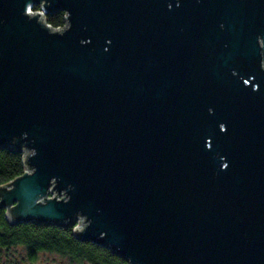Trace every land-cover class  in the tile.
<instances>
[{
	"label": "water",
	"instance_id": "water-1",
	"mask_svg": "<svg viewBox=\"0 0 264 264\" xmlns=\"http://www.w3.org/2000/svg\"><path fill=\"white\" fill-rule=\"evenodd\" d=\"M0 148L24 153L11 224L264 264V0H0Z\"/></svg>",
	"mask_w": 264,
	"mask_h": 264
},
{
	"label": "trees",
	"instance_id": "trees-1",
	"mask_svg": "<svg viewBox=\"0 0 264 264\" xmlns=\"http://www.w3.org/2000/svg\"><path fill=\"white\" fill-rule=\"evenodd\" d=\"M38 8L39 6H34V9ZM65 17V11H58L48 14L47 21L53 27L64 26L66 24ZM24 169L23 152L0 148V186L20 176ZM6 224L11 225L12 230L5 229L4 231L8 237L11 235V241L14 243H25L38 250L56 251L64 257L68 256L82 263L129 264L127 260L112 252L108 247L79 240L74 234L75 225L46 224L32 221L10 224L6 220L5 210H3L0 226Z\"/></svg>",
	"mask_w": 264,
	"mask_h": 264
},
{
	"label": "flooded vegetation",
	"instance_id": "flooded-vegetation-1",
	"mask_svg": "<svg viewBox=\"0 0 264 264\" xmlns=\"http://www.w3.org/2000/svg\"><path fill=\"white\" fill-rule=\"evenodd\" d=\"M3 210L6 220L11 224L3 207H0V220ZM3 220L6 223L5 219ZM5 229L12 230L11 225L0 226V264H89L68 256L64 257L56 251L38 250L25 243H14L11 241V235L9 238L5 233Z\"/></svg>",
	"mask_w": 264,
	"mask_h": 264
},
{
	"label": "built area",
	"instance_id": "built-area-1",
	"mask_svg": "<svg viewBox=\"0 0 264 264\" xmlns=\"http://www.w3.org/2000/svg\"><path fill=\"white\" fill-rule=\"evenodd\" d=\"M30 10H38V11H40V12H42V13H44L45 14V10L41 7V6H39V8L38 9H34V6L33 7H30ZM45 18H46V20H47V15H45ZM49 23V22H48ZM50 24V23H49ZM51 25V24H50ZM59 27H63V26H59ZM54 28H58V27H54ZM25 170V169H24ZM53 195V194H52ZM80 224V218L78 219V221H77V223L75 224V227L77 226V225H79ZM74 227V228H75Z\"/></svg>",
	"mask_w": 264,
	"mask_h": 264
}]
</instances>
